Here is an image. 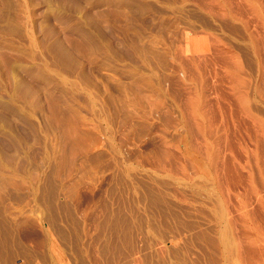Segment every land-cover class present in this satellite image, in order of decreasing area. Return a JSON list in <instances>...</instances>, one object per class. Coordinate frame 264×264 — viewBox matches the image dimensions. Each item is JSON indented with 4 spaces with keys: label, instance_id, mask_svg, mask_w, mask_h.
Masks as SVG:
<instances>
[{
    "label": "rangeland",
    "instance_id": "374dc122",
    "mask_svg": "<svg viewBox=\"0 0 264 264\" xmlns=\"http://www.w3.org/2000/svg\"><path fill=\"white\" fill-rule=\"evenodd\" d=\"M125 1L0 0V103L37 139L0 171V264H264V0Z\"/></svg>",
    "mask_w": 264,
    "mask_h": 264
},
{
    "label": "bare ground",
    "instance_id": "6f19581e",
    "mask_svg": "<svg viewBox=\"0 0 264 264\" xmlns=\"http://www.w3.org/2000/svg\"><path fill=\"white\" fill-rule=\"evenodd\" d=\"M243 1V0H242ZM241 1V2H242ZM246 1V0H245ZM244 1V2H245ZM87 2V1H86ZM127 4L129 3V4H131V5H136L137 7H138V10L141 12V13H138V14H142V16H143V12H147V11H149L148 9H146L145 7L147 6L146 4V6L144 7L143 5H141V4H143V3H141V1L138 3L137 2V0H128V1H125ZM211 2V3H210ZM141 3V4H140ZM210 3V4H209ZM215 3V4H214ZM201 4H202V6L203 5H216V6H222V7H224V6H229V5H232L233 6V4H231L230 3V0H201ZM90 6V5H89ZM136 6H135V8H136ZM203 7H205V6H203ZM221 7V8H222ZM226 7V8H227ZM151 9V8H150ZM85 10V9H84ZM147 10V11H146ZM222 10V9H221ZM227 11V10H226ZM220 12V11H219ZM232 12V11H231ZM220 14V13H219ZM223 14H225V12L223 13ZM234 14V13H233ZM235 15V14H234ZM224 16H227V15H223V17ZM236 16V15H235ZM224 18H228V17H224ZM88 23V22H87ZM100 30V29H99ZM49 31V30H48ZM47 31V32H48ZM54 34V33H53ZM52 34V35H53ZM98 34V33H97ZM49 35V34H48ZM87 35V34H86ZM102 35V34H101ZM254 35V34H253ZM96 36H99V35H96ZM51 37V36H50ZM91 37H93V36H91ZM100 37V36H99ZM88 39H89V37H87ZM98 38V37H97ZM92 39V38H91ZM95 40V39H94ZM112 41V40H111ZM117 41V40H116ZM115 41V42H116ZM261 41V40H260ZM95 42V41H94ZM252 42V41H251ZM97 43V42H96ZM109 43H110V41H109ZM107 44V45H110V44ZM253 43V42H252ZM254 44V43H253ZM252 44V45H253ZM56 45V44H55ZM93 45H94V43H93ZM121 45V44H120ZM262 45V44H261ZM95 46V45H94ZM94 46H93V48H94ZM100 46H101V44H100ZM103 46V45H102ZM113 46V45H112ZM58 47V46H57ZM96 47V46H95ZM98 47V46H97ZM96 47V48H97ZM103 47H105V46H103ZM110 47H111V45H110ZM260 47V46H259ZM254 48H255V45H254ZM263 48V47H262ZM99 49V48H98ZM102 49V48H101ZM111 49H113V48H111ZM55 50V49H54ZM260 50V49H259ZM112 51H114V50H112ZM125 51V50H124ZM115 52V51H114ZM117 52V51H116ZM115 52V53H116ZM122 52V51H121ZM129 55V54H128ZM130 56V55H129ZM262 56V55H261ZM123 57V56H122ZM131 58V57H130ZM262 58V57H261ZM260 58V59H261ZM262 69V68H261ZM78 70V69H77ZM232 71L233 72H230V79H231V82H233L234 84H235V88L237 89V92H235L236 93V96H237V101H240V100H238L239 98L241 99V97L246 93V89L247 90H249L248 89V87H249V84L251 83L250 82V80H249V82H246V80H245V78H243L242 77V73H243V70L240 68V67H235V68H233L232 69ZM29 73V70L27 71V70H23L22 72H21V74H20V76L22 75V76H24L23 74H28ZM30 74V73H29ZM19 76V74H18V77H20ZM260 76V75H259ZM17 77V78H18ZM20 79H22V78H20ZM16 80V79H15ZM243 80V81H242ZM245 80V81H244ZM19 81V80H18ZM242 81V82H241ZM21 82V81H20ZM243 83V86H242V84H239V83ZM257 82V81H256ZM19 83V82H18ZM244 83H245V85H244ZM249 83V84H248ZM49 84V83H48ZM233 84V85H234ZM16 85H17V83H16ZM251 86H252V88H253V83H251L250 84ZM26 86V85H25ZM51 86V85H50ZM53 86V85H52ZM62 86V85H61ZM240 86H242V88L241 89H243L244 91H239L240 90ZM22 87H24V86H22ZM192 87V86H191ZM247 87V88H246ZM26 88V87H25ZM32 89H33V87H31ZM54 88H56V87H54ZM60 88V87H59ZM63 88V87H62ZM62 88H60V89H62ZM252 88H250V89H252ZM18 89H19V86H18ZM17 89V86H16V89H14V90H18ZM29 89L30 88H28V91H29ZM239 89V90H238ZM256 89V88H255ZM21 90V89H20ZM24 90V89H23ZM26 90V89H25ZM253 90V89H252ZM258 90V89H257ZM256 90V91H257ZM260 90V89H259ZM28 91H27V93H28ZM60 91V90H59ZM238 91H239V93H238ZM250 91V90H249ZM254 91V90H253ZM256 91H255V93H256ZM19 92V91H18ZM17 92V93H18ZM30 92V91H29ZM62 92L64 93L63 95H66V97L67 98H71L72 100H75L76 98L78 99V97L79 96H77L76 94H73V93H71L70 91H67V89H62ZM248 92V91H247ZM252 92V91H251ZM260 92H262V90H260ZM15 93V92H14ZM23 93V92H22ZM25 93V95L27 94L26 93V91L24 92ZM33 93V92H32ZM53 93V92H52ZM250 93V92H249ZM258 93V95H260L261 93H259V91L257 92ZM19 94V93H18ZM18 94H16L15 93V95H18ZM49 94V93H48ZM238 94V95H237ZM247 94V93H246ZM22 96V94H21V92H20V94H19V96ZM79 95V94H78ZM190 95H192L191 93H190ZM235 95V94H234ZM240 95V96H239ZM242 95V96H241ZM20 96V97H21ZM28 96V95H27ZM81 96V95H80ZM239 96V97H238ZM252 96V95H251ZM16 97H18V96H16ZM192 97V96H191ZM191 97H189V98H191ZM194 97V96H193ZM245 98H243L242 97V102H243V100H246V95L244 96ZM22 98H23V96H22ZM34 98H36L35 96H34ZM80 98V97H79ZM29 99H30V97H29ZM81 99V98H80ZM193 99V98H192ZM205 99V98H204ZM31 100H33L32 98H31ZM40 100V99H39ZM71 100V101H72ZM190 100V99H189ZM206 100V99H205ZM12 101V100H11ZM10 101V102H11ZM30 101V100H29ZM196 101V100H195ZM5 102V101H4ZM7 102V101H6ZM191 102V101H190ZM241 102V103H242ZM8 103V102H7ZM12 103H14V102H12ZM11 103V104H12ZM29 103V102H28ZM31 103V102H30ZM33 103V102H32ZM35 103V102H34ZM75 103H76V101H75ZM188 103H189V101H188ZM206 103V102H205ZM11 104H6V103H3L2 104V102L0 103V122H2V123H4L5 125L4 126H6L7 125V128L6 129H4V130H2V129H0V171H2L5 175H8V174H10L11 173V171L9 170V169H7V166H10V167H12L13 168V166L15 167L14 168V171L16 172L17 170H15V169H18L19 170V168L22 166L23 167V165H25V164H22V162L24 161L25 163H26V161L25 160H22L23 158L21 157V156H16V154H17V152L19 151V150H21V146H22V143L24 144V142H22V138H20V135H23V133H24V136H23V138H25V136H27L28 138H30V139H32V140H36V142H37V139H36V130L34 131V125H32V123L31 122H29V120H27L26 119V117L24 116V115H22V112H21V114L18 112L19 110H16ZM36 104H37V101H36V103L34 104L35 106H36ZM193 104V103H192ZM195 104V103H194ZM198 104V103H197ZM197 104H195L194 106H197ZM200 104V103H199ZM198 104V105H199ZM33 105V104H32ZM239 105L241 106L242 104H240L239 103ZM244 105V107L245 106H249V105H245V104H243ZM37 106H40L39 104L37 105ZM200 106V105H199ZM188 107V106H187ZM206 106H204V108H205ZM242 107V106H241ZM244 107H243V109H244ZM31 108V107H30ZM38 108V107H37ZM197 108V107H196ZM32 109V108H31ZM42 109V108H41ZM191 109H193V108H191ZM195 109V108H194ZM247 109V108H246ZM33 110V109H32ZM37 110V109H36ZM38 110H39V108H38ZM198 110H199V108H198ZM202 111L200 112V117L198 116V114H197V116L199 117V119H196V120H199L201 123H198L196 120H194V121H196L198 124L196 125L197 126V128H198V130H199V134H202V135H204L207 139H209L208 141H209V143L208 144H210V142H214V141H218L220 138H218L217 140H216V138H217V133L218 132H216V131H212V130H208V128H206V125L205 124H202V119L204 118V116H205V112L203 111V109H201ZM248 110H250V109H248ZM194 111V110H193ZM200 111V110H199ZM199 111H197L196 110V112H199ZM245 111H247V110H245ZM35 112V111H34ZM37 112V111H36ZM42 112V111H41ZM193 113H195V111L193 112ZM35 114V113H34ZM33 114V115H34ZM37 114V113H36ZM42 114V113H41ZM11 115V117H9ZM35 116V115H34ZM38 117H40V115L38 116ZM37 117V118H38ZM44 118V117H43ZM184 118V117H183ZM40 119V118H39ZM46 119V118H45ZM41 120H42V118H41ZM257 122H256V121ZM186 121V120H185ZM184 121V123H186ZM253 121H254V124H255V122L256 123H258V125L256 126V125H254L255 126V131H258L259 132V130L258 129H260L261 130V132L264 134V132H263V130H264V128H262V123L260 124L259 122H258V120L257 119H253ZM43 123V122H42ZM41 123V124H42ZM44 124V123H43ZM191 124V123H190ZM189 124V125H190ZM1 126L0 127H2L3 128V124H0ZM185 125V124H184ZM186 126V125H185ZM188 126V125H187ZM48 127V126H47ZM189 127V126H188ZM187 127V128H188ZM256 127H257V130H256ZM186 128V129H187ZM27 129H28V131H27ZM28 132V133H27ZM49 132V131H48ZM198 132V131H197ZM260 133V132H259ZM47 134V133H46ZM191 135V134H190ZM203 136V138H205ZM218 136H219V134H218ZM26 137V138H27ZM202 137V136H201ZM30 139H29V141H30ZM264 139V138H263ZM31 140V141H32ZM39 140V139H38ZM23 141H24V139H23ZM26 141V140H25ZM219 141H221V140H219ZM33 142V141H32ZM212 143H211V145H212ZM219 143V142H218ZM207 144V145H208ZM213 144H215V143H213ZM220 144V143H219ZM218 144V145H219ZM39 145V144H38ZM211 145H208V146H211ZM217 144L216 145H214V146H218ZM37 146V145H36ZM208 146H207V148H208ZM34 148H36L35 146H34ZM41 148V147H40ZM211 148V147H210ZM213 148H215V147H213ZM32 149H33V147H32ZM39 149V148H38ZM212 149V148H211ZM210 149V150H211ZM218 148H216V150H217ZM23 150V149H22ZM35 150V149H34ZM36 150H37V148H36ZM208 150V151H207ZM206 151V153H208L209 154V148L207 149ZM33 151V150H32ZM13 152L15 153V155L13 154ZM165 151L163 150V153H164ZM169 152V151H168ZM168 152H166V153H168ZM204 152V151H203ZM215 151H213V153H214ZM218 152H219V149H218ZM217 151L215 152L216 153V155L215 154H213L215 157L217 156V153H218ZM20 153H21V151H20ZM170 153V152H169ZM23 154V153H22ZM38 154V153H37ZM171 154V153H170ZM169 154V155H170ZM18 155V154H17ZM21 155V154H20ZM24 155V154H23ZM163 155H165V154H163ZM162 155V156H163ZM218 155H219V153H218ZM26 156V155H25ZM171 156V155H170ZM208 157H210L209 155H207ZM213 156V157H214ZM220 156V155H219ZM219 156H217V158L219 157ZM164 157H166V155L164 156ZM163 157V158H164ZM177 157V156H176ZM213 157H211V159H209V163H207L208 165H210V166H214V167H216L217 168V163H216V161H217V159H215V158H213ZM168 158H170V157H168ZM168 158H165V159H167L168 160ZM172 159V158H171ZM170 159V160H171ZM205 159V158H204ZM219 159H220V157H219ZM219 159H218V161H219ZM27 160V159H26ZM207 161H208V158L206 159ZM217 161V162H218ZM173 163V162H172ZM17 166H19L18 168H17ZM9 167V168H10ZM213 168V167H212ZM214 169V171L216 172L217 170H218V168L215 170V168H213ZM14 171H13V173H14ZM2 172H1V174H2ZM18 172V171H17ZM20 172V171H19ZM215 172H214V174H215ZM12 173V175H15V174H13ZM217 173V172H216ZM3 175V174H2ZM11 175V174H10ZM217 176H218V174H216ZM216 176V177H217ZM218 180H219V177L217 178ZM212 181V180H211ZM210 181V182H211ZM216 178H214V180H213V183H214V187H217L218 185V183L216 184ZM218 182V181H217ZM222 194H223V192H221ZM243 212H244V215H243V217H242V219H243V221L244 222H246V224H248V223H250L249 221H251L252 219V217L251 216H248L249 215V211H248V209L247 208H245V209H243ZM226 223H228V225L227 226H229L230 228L233 226L232 225V223L233 222H231V220L230 219H226ZM254 241V240H253ZM257 240H256V238H255V242H256ZM260 240L258 239V242H259ZM261 242V241H260ZM253 244H255V245H257V247H259L258 246V244L259 243H254V242H252ZM251 243V245L250 246H252L253 244ZM249 244V243H248ZM254 245V246H255ZM263 245V244H262ZM250 246L248 247V248H250ZM264 246V245H263ZM253 247V246H252ZM255 248H256V246H255ZM260 249H261V247H259ZM259 248H257V249H252V248H250L251 250H249V254L251 255V256H254L255 254H256V256H257V254H259L258 252H261L260 250L258 251V252H256ZM263 252V251H262ZM261 254V253H260ZM258 255V257H261V258H264V252L262 253L263 255Z\"/></svg>",
    "mask_w": 264,
    "mask_h": 264
}]
</instances>
